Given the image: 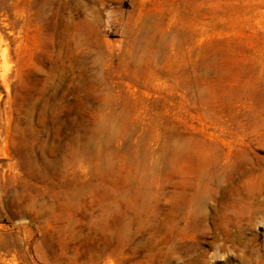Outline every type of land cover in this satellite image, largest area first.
I'll use <instances>...</instances> for the list:
<instances>
[{"label":"rangeland","instance_id":"obj_1","mask_svg":"<svg viewBox=\"0 0 264 264\" xmlns=\"http://www.w3.org/2000/svg\"><path fill=\"white\" fill-rule=\"evenodd\" d=\"M0 264H264V0H0Z\"/></svg>","mask_w":264,"mask_h":264},{"label":"bare ground","instance_id":"obj_2","mask_svg":"<svg viewBox=\"0 0 264 264\" xmlns=\"http://www.w3.org/2000/svg\"><path fill=\"white\" fill-rule=\"evenodd\" d=\"M1 44V43H0Z\"/></svg>","mask_w":264,"mask_h":264}]
</instances>
